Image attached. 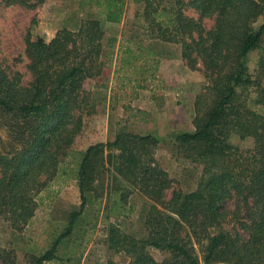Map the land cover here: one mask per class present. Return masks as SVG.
<instances>
[{"label": "trees", "instance_id": "1", "mask_svg": "<svg viewBox=\"0 0 264 264\" xmlns=\"http://www.w3.org/2000/svg\"><path fill=\"white\" fill-rule=\"evenodd\" d=\"M34 1L0 0V5L33 8L45 0ZM88 1L99 17L81 21L77 30H59L49 42L33 40L27 32L29 84L0 63V129L15 143L8 149L0 136V220L15 231L26 226L37 196L69 158L61 173L75 181L79 206L33 264L56 259L60 244L95 201L105 197L116 217L135 192L151 203L143 218L147 239L126 234L116 220L106 230L107 248L127 257V264H201L191 236L201 247L203 264H264V24L253 27L264 15V0H133L141 6L135 14L140 28L157 43L180 45V57L190 66L199 59L206 77L193 102L194 130L173 139L176 154L198 163L201 175L193 191H174L167 201L171 181L154 159L158 140L153 136L121 131L83 151L71 148L89 106L83 85L104 66L102 19L119 23L125 3ZM185 4L198 19L185 16ZM211 17L214 26L206 31L201 21ZM132 47L121 52L118 68H133V87L142 89L136 68H149L151 77L160 56ZM256 50L260 58L250 71L248 57ZM232 135L251 139L252 147L234 146ZM228 199L235 201L230 216L242 234L222 228ZM150 249L164 253V259L155 260Z\"/></svg>", "mask_w": 264, "mask_h": 264}, {"label": "rangeland", "instance_id": "2", "mask_svg": "<svg viewBox=\"0 0 264 264\" xmlns=\"http://www.w3.org/2000/svg\"><path fill=\"white\" fill-rule=\"evenodd\" d=\"M140 10L141 6L133 0H125L123 18L119 23H109L102 19L104 51L101 61L106 63L103 68L108 71H104L105 75L88 79L83 85L89 98V106L83 111V130L71 148L83 151L92 144L110 141L113 135L115 137L121 131L153 136L158 140L154 159L158 166L167 172L171 181L165 192L167 201L174 191H193L201 175L202 167L198 163L176 154L177 145L173 139L180 133L194 130L193 102L202 84L206 82V77L199 59L194 67L190 66L180 57V45L157 43L140 28L143 24L135 18V14ZM183 11L186 17L198 19L196 12L187 7V4L184 5ZM98 14L97 7L88 0H45L33 8L18 3L1 4V65L9 73H18L23 85L29 84L32 77L24 53L27 32H30L33 40L42 38L49 42L57 31H75L81 21L97 19ZM201 22L206 31L214 26L213 17L205 18ZM262 24L264 15L256 20L253 27L258 29ZM127 45L133 46V49L136 46H144L160 56L159 63L163 59L173 60L172 66L164 62V68H177V73L166 71L165 78L158 76L157 70L161 68L158 63L157 69L155 68L151 75L154 76L152 88L127 90L122 88L120 82L112 83V71L118 68L121 52ZM259 58L258 50L249 54L250 71H254ZM165 79L169 80L170 85H166ZM262 84L264 86V78ZM0 136L5 147L15 148V143L4 129H0ZM229 141L240 148H250L253 145L251 139L240 140L236 135H232ZM69 161V158L63 160L55 177L37 196L36 211L26 226L15 231L7 222L0 220V264H33L63 233L69 213L76 210L80 203L75 181L70 175L61 173V169L65 168ZM112 199L114 197L110 200ZM234 203L233 199L224 203L222 228L230 234L237 231L242 234L230 216ZM150 204L135 192L128 197V205L120 209L115 217L105 197L95 201L79 218L73 234L60 244L56 259L43 264H127V257L113 253L106 246L108 224L116 220L126 234L139 240L147 239L143 218ZM191 237L195 254L203 264L201 247L195 244ZM149 252L157 261L165 257L164 253L155 249H150Z\"/></svg>", "mask_w": 264, "mask_h": 264}, {"label": "crops", "instance_id": "3", "mask_svg": "<svg viewBox=\"0 0 264 264\" xmlns=\"http://www.w3.org/2000/svg\"><path fill=\"white\" fill-rule=\"evenodd\" d=\"M103 51H104V47H103ZM164 58H167V57H164ZM171 61H173V60L163 59L160 61L159 65L161 66V68H158V70H157L158 76L165 78L166 71L173 72V74L177 73V71H176L177 68H164L166 66L165 63H167V62L169 63V66H172ZM105 65H106V63L104 62V67H105ZM136 70L139 71L138 78L142 79L141 82L144 86L142 89H139V90H147L149 88H152V86H154V85H152V83H153L152 80H154V78L150 77V69L149 68H136ZM104 71L107 72L108 71L107 68H102V71L98 76H102L104 74ZM111 76H112L111 82L112 83L120 82L123 89H127V90L135 89L133 87V84L135 83L133 80L135 78L133 75V68H117L116 67L112 71ZM165 82H166L167 86L170 85L169 80L165 79ZM155 87H158V86L155 85ZM135 90H137V89H135ZM113 139H114V135L110 141H112Z\"/></svg>", "mask_w": 264, "mask_h": 264}]
</instances>
